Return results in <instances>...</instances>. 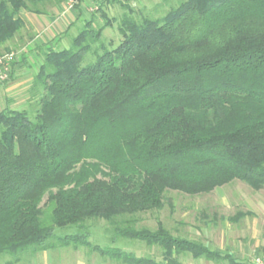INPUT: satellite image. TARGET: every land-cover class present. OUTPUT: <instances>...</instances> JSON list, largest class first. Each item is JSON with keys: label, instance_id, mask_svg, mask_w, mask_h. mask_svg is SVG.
Masks as SVG:
<instances>
[{"label": "trees", "instance_id": "trees-1", "mask_svg": "<svg viewBox=\"0 0 264 264\" xmlns=\"http://www.w3.org/2000/svg\"><path fill=\"white\" fill-rule=\"evenodd\" d=\"M51 1L0 0V53L25 26L22 13L44 14ZM93 1L104 25L88 22L70 47L47 49L37 109L0 111V257L17 264L29 251L86 247L120 264L187 255L243 264L161 221L136 226L168 191L203 195L235 180L264 189V0H186L156 17ZM114 3L119 18L104 11ZM114 24L117 44L104 38ZM94 220L113 226L112 243L143 242L161 260L93 245Z\"/></svg>", "mask_w": 264, "mask_h": 264}, {"label": "rangeland", "instance_id": "rangeland-1", "mask_svg": "<svg viewBox=\"0 0 264 264\" xmlns=\"http://www.w3.org/2000/svg\"><path fill=\"white\" fill-rule=\"evenodd\" d=\"M131 9L135 10L138 17L151 15L153 17L162 16L170 8L178 6L186 0H122ZM52 0L51 2L39 6L38 9L44 14L55 15L54 20L63 17L66 20V26L56 32L49 29L47 32L41 31L33 41V34L28 35L29 47L23 49L20 45L21 39L14 38L12 41L19 44L18 47L10 50L16 52L19 59L25 55V62L22 66H15L14 72L9 78L0 82V111L7 107L17 110H27L31 114L37 109L42 91L33 88L34 78L38 67L44 60V54L49 47L54 49L68 48L71 45V39L86 26L92 22L95 27L102 26L105 20L98 11V6L94 1L89 3L81 0L78 6L72 10L68 9L67 4ZM65 4L63 10L57 11V7ZM104 11L110 18H119L124 12L120 4L114 3L104 7ZM25 14H36L30 11H24ZM23 39V37H21ZM104 38L111 40L115 44L119 43L121 38L117 25L109 26L104 31ZM26 43V44H27ZM25 46V45H24ZM27 46V45H26ZM23 49L21 53H17ZM6 50L2 49L1 53ZM255 192L246 183L235 180L228 185L214 190L209 194L203 195H184L179 192L168 191L165 194V206L160 211L140 214L138 216L137 228H148L156 230L158 222L161 221L166 229L173 235L189 238L201 242H215L221 231H226L233 221L231 218L239 211V204L248 196L247 193ZM221 197L227 200V205L222 203ZM91 236L90 242L98 245L102 249L116 247L127 252H131L138 257H153L161 260V251L157 247H148L145 243L127 239L118 238L116 243H112L113 226L104 220H94L89 222ZM73 229H56L55 235L61 237L72 234ZM231 232V231H230ZM188 256L180 257L185 264ZM14 261L13 257H0V264ZM17 264H120L101 255L92 248L79 247H58L53 250L38 252L34 255L27 253ZM229 264V263H228Z\"/></svg>", "mask_w": 264, "mask_h": 264}, {"label": "crops", "instance_id": "crops-1", "mask_svg": "<svg viewBox=\"0 0 264 264\" xmlns=\"http://www.w3.org/2000/svg\"><path fill=\"white\" fill-rule=\"evenodd\" d=\"M93 0H85L89 3ZM65 4L57 7V11L63 10ZM55 15L48 14H25L22 13V17L25 22V26L22 31L16 36L21 39L20 45L29 47L28 35L33 34L34 39H36L39 32L42 30L47 32L49 29L58 32L60 29L66 26V20L63 17H59L54 20ZM32 36V35H31ZM15 37V38H16ZM23 37V39L21 38ZM27 43V44H26ZM19 44L10 41L6 43L2 49L11 48L14 49L19 46ZM25 45V46H24ZM27 45V46H26ZM23 49L17 50V53H21ZM22 66L18 64L16 66ZM1 90V88H0ZM246 198L239 204V212L245 213L246 215L240 220H232L233 223L228 226L226 231H221L215 240V242L206 241L205 244L213 251L222 252L225 254L232 255L237 262L243 264H250L253 259L257 256L264 254V189L255 192H248ZM222 203L227 205V200L221 197ZM236 213V214H237ZM235 214V215H236ZM234 215V216H235ZM231 231V232H230ZM225 261H208L205 259H194L191 255L188 256L187 262L185 264H228Z\"/></svg>", "mask_w": 264, "mask_h": 264}, {"label": "built area", "instance_id": "built-area-1", "mask_svg": "<svg viewBox=\"0 0 264 264\" xmlns=\"http://www.w3.org/2000/svg\"><path fill=\"white\" fill-rule=\"evenodd\" d=\"M80 0H70L67 4L68 9L72 10ZM15 60V53H8L0 56V82H4L9 78L11 64ZM250 264H264V254L257 256Z\"/></svg>", "mask_w": 264, "mask_h": 264}]
</instances>
